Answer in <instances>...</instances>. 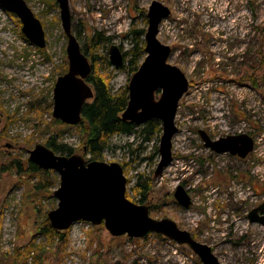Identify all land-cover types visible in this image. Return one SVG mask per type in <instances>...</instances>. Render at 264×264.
<instances>
[{
	"label": "rangeland",
	"instance_id": "1",
	"mask_svg": "<svg viewBox=\"0 0 264 264\" xmlns=\"http://www.w3.org/2000/svg\"><path fill=\"white\" fill-rule=\"evenodd\" d=\"M25 1L44 26L46 47L32 45L19 20L0 8V258L36 239L39 264H202L188 246L155 233L115 238L104 225L86 222L65 231L64 242L40 232L58 207L60 176L28 171L30 151L56 137L86 161L90 155L76 127L53 117L54 86L69 65L59 6L55 0ZM153 1L171 10L158 39L171 47L170 63L190 83L177 110L174 160L155 177L162 130L147 141L140 125L133 134L114 136L102 161L123 167L127 198L209 245L222 264H264V226L248 220L264 200V0H69L81 49L113 93L128 88L134 73L129 57L116 68L109 51L146 46ZM200 130L253 135V161L211 160ZM138 183L151 187L145 196ZM179 185L191 196L188 209L174 198Z\"/></svg>",
	"mask_w": 264,
	"mask_h": 264
},
{
	"label": "water",
	"instance_id": "2",
	"mask_svg": "<svg viewBox=\"0 0 264 264\" xmlns=\"http://www.w3.org/2000/svg\"><path fill=\"white\" fill-rule=\"evenodd\" d=\"M55 2L59 6L62 29L68 40L66 51L69 65L68 71L57 79L54 86L53 117L74 127L83 121L84 105L94 98V90L87 82L93 67L73 32L69 0ZM0 8L19 20L23 35L32 45L39 49L46 47L44 26L25 0H0ZM170 15L168 7L158 1L152 2L145 34V58L129 83V101L121 115L122 121L136 126L152 120L161 122L160 161L155 171L156 178L174 160L173 138L179 130L176 124L177 110L190 87L185 73L169 61L171 47L158 39L160 25ZM109 55L114 67L124 65V56L118 46H112ZM158 91H161V95L157 100ZM199 134L204 141H209L205 142V146L218 154L229 152L246 158L254 148V141L247 134L217 141H211L203 130ZM29 162L60 176V186L54 192L58 207L47 216L56 231L65 232L77 222H86L93 226L104 225L115 238L127 236L142 239L155 233L178 245L188 246L202 264H222L209 245L197 241L190 232L180 229L170 219L152 218L148 206L127 198L128 180L120 164L86 161L76 154L58 155L41 144L30 151ZM174 198L185 209L192 204L191 196L182 185L177 186ZM262 209L264 205L249 213L251 223L264 226V219L255 217Z\"/></svg>",
	"mask_w": 264,
	"mask_h": 264
},
{
	"label": "trees",
	"instance_id": "3",
	"mask_svg": "<svg viewBox=\"0 0 264 264\" xmlns=\"http://www.w3.org/2000/svg\"><path fill=\"white\" fill-rule=\"evenodd\" d=\"M143 33L144 31L138 32L140 35ZM139 45H135L130 53L123 54L124 62L129 57L128 69L132 73L138 70L142 60L145 58L144 43L141 42V47ZM84 54L86 55V52ZM87 82L92 85L94 98L84 105L82 111L83 121L74 127H76L81 137L84 151L90 155L89 160L102 161L104 152L114 136L119 134H133L137 132L138 126L121 120V115L126 110L129 101L128 88L113 93L107 78L98 75L96 72H92ZM55 122L58 123L57 120ZM60 124L65 125L63 123ZM161 130L160 122L158 120H152L143 125L140 134L145 135L144 139L148 141L151 140L153 134L160 133ZM45 146L62 156L74 155V149L66 144L57 143L56 137L48 138ZM27 166L28 171L32 173L38 174L43 171L46 174H50L49 171L41 170L28 161ZM137 187L144 196L151 189L149 185H143L141 183H138ZM40 232L47 236L50 241L54 239H58L60 242L66 241V232H59L53 229L48 218L45 220L44 227L40 229ZM41 252V246L37 245L36 239H32L27 245L16 248L14 252L4 254L0 258V264H39Z\"/></svg>",
	"mask_w": 264,
	"mask_h": 264
},
{
	"label": "flooded vegetation",
	"instance_id": "4",
	"mask_svg": "<svg viewBox=\"0 0 264 264\" xmlns=\"http://www.w3.org/2000/svg\"><path fill=\"white\" fill-rule=\"evenodd\" d=\"M250 122V121H249ZM250 125L252 126V123L250 122ZM254 128V127H253ZM207 136L209 137V139L211 141H217V140H221V139H225V138H229L231 136H237V135H240V134H247V133H239V132H233V131H228V132H223V131H220L218 134H212L211 132L209 131H205ZM249 135L253 141H254V148L253 150L246 156V158H241L239 157L238 155H233L229 152H226V153H223V154H218L216 152H214L213 150H211L210 148H207L205 146V142L208 143L209 141H204L201 136L200 138L202 139V143H203V147L208 151L209 153V158L211 160H214V159H221V160H224V159H228L230 161H233V162H236V163H246L247 161H253L252 159L254 158L255 156V139H254V136L253 135H250V134H247ZM262 205H264V200L262 201H259L258 203H256L250 210V212L254 209H257V208H260ZM249 212V213H250ZM249 213H248V216H249ZM255 217L256 218H259V219H264V209L262 210H259L256 214H255ZM248 220H249V217H248ZM255 224H258V225H261L259 223H255ZM263 226V225H261Z\"/></svg>",
	"mask_w": 264,
	"mask_h": 264
}]
</instances>
